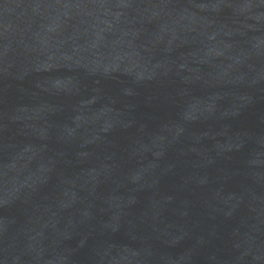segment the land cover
<instances>
[{
    "label": "water",
    "instance_id": "water-1",
    "mask_svg": "<svg viewBox=\"0 0 264 264\" xmlns=\"http://www.w3.org/2000/svg\"><path fill=\"white\" fill-rule=\"evenodd\" d=\"M0 264H264V0H0Z\"/></svg>",
    "mask_w": 264,
    "mask_h": 264
}]
</instances>
